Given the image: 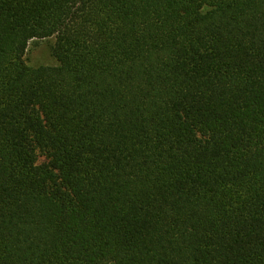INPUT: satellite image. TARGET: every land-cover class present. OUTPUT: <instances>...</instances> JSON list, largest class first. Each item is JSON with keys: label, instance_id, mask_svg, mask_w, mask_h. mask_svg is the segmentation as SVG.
<instances>
[{"label": "trees", "instance_id": "16d2710c", "mask_svg": "<svg viewBox=\"0 0 264 264\" xmlns=\"http://www.w3.org/2000/svg\"><path fill=\"white\" fill-rule=\"evenodd\" d=\"M0 264H264V0H0Z\"/></svg>", "mask_w": 264, "mask_h": 264}, {"label": "rangeland", "instance_id": "374dc122", "mask_svg": "<svg viewBox=\"0 0 264 264\" xmlns=\"http://www.w3.org/2000/svg\"><path fill=\"white\" fill-rule=\"evenodd\" d=\"M55 39L34 40L30 43L25 55L26 63L31 67L55 66L56 59L52 54ZM44 161V159H41Z\"/></svg>", "mask_w": 264, "mask_h": 264}]
</instances>
